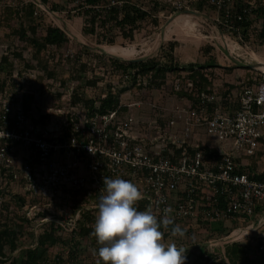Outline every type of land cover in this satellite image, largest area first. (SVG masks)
<instances>
[{"label":"built area","instance_id":"2783aa9c","mask_svg":"<svg viewBox=\"0 0 264 264\" xmlns=\"http://www.w3.org/2000/svg\"><path fill=\"white\" fill-rule=\"evenodd\" d=\"M186 1L175 0V8L185 9ZM198 1L217 11L216 23L223 26L221 35L226 44L241 45L244 26L257 1L262 0ZM238 3L243 7L239 9ZM227 35H236V41L229 42ZM261 70L257 82L244 87L237 104L224 107L218 104L215 93L203 92L201 105L195 107L190 102L188 107L177 109L162 129L147 132L140 130L138 121L126 114L122 105L94 115H89L84 105L82 109L73 107L63 124L54 129V120L44 123L42 113L33 106L25 107L23 96L4 100L0 103V223L6 222L2 214L11 198L8 184L20 182L23 195L10 200V208L18 205L21 220L27 219L22 225L29 224L26 233L18 235V242L23 243L19 249L38 250L41 236L53 231L58 245H48L42 262L85 264L86 256L98 257L95 252L100 245L92 232L105 187L103 179L122 178L143 193L137 208L151 209L158 219L171 218L183 231L187 225L206 226L211 233L215 223L222 222L225 227L236 224L225 234L207 236L199 251L208 257L199 260L231 264L227 246L243 240L264 260ZM192 87L189 79L174 83L176 91ZM210 103L217 104L213 111ZM201 131L212 142L196 138ZM18 147L28 151L21 165L15 155ZM170 229H162L167 243L173 242ZM184 248L193 250L194 245Z\"/></svg>","mask_w":264,"mask_h":264},{"label":"rangeland","instance_id":"374dc122","mask_svg":"<svg viewBox=\"0 0 264 264\" xmlns=\"http://www.w3.org/2000/svg\"><path fill=\"white\" fill-rule=\"evenodd\" d=\"M109 1L113 3L117 0ZM132 1L152 12V0ZM159 1L163 8L154 13L153 17H158L157 23L151 14L134 28L133 36L129 38L123 36L120 26L109 23L102 30L106 36L101 35V42L97 36L85 32L86 16L78 0H49L47 3L43 0H0V103L17 98V94L23 96V101L27 95L33 96L31 104L45 116L43 122L54 120L53 128L56 129L63 124L73 107L81 108L87 98H98L111 88L119 93L120 105L126 109V114L138 121L142 132L152 131V128L162 129L177 109L186 108L191 102L173 90L177 75H185L188 71L169 72L166 82L161 86L152 87L148 81H140L142 85L145 83L140 88L131 77L120 75L119 62L115 59L155 58L166 62L172 52L170 43L175 42L173 59L182 67L208 64L204 71L212 79L211 88L218 103L224 106L223 99L227 98L229 105L237 104L244 87L253 85L261 77L263 68L260 62L264 63V40L261 36L264 14L255 10L262 7L264 11V0L257 1V8L247 22L249 24H245L246 32L242 33L244 42L241 45L226 44L227 39L221 35L223 26L216 23L217 11L211 6H204V2L202 6L201 1L187 0L185 9L178 10L174 6L175 0ZM30 2L36 5V13L32 18L26 17L23 10ZM120 3L122 5L123 2ZM22 22L29 37L41 40L47 27L53 25L66 32L68 41L61 46L49 45L39 49L19 38L17 31ZM129 28L125 26L126 30ZM227 37L229 42H235L237 38L236 35ZM108 39L114 40V43L107 42ZM207 46L213 49L207 51ZM75 99L81 103H75ZM196 138L205 143L211 141L202 131ZM213 143L217 144V141L213 140ZM15 155L17 164L21 165L28 151L18 147ZM8 189L11 198L2 214V221L9 222L11 227L21 226L19 207L13 204L10 208V200L16 195H23L22 183L9 182ZM235 226L234 223L228 224L226 229ZM206 237L205 232H200L186 235L185 238L173 237V242L182 247L194 245L193 249L199 253ZM240 243L247 242L243 240ZM9 245L0 249V252L4 250L7 254V257L0 255V264H27L23 256L28 250L19 249L23 243H19L16 250H12ZM57 245L56 242L53 247ZM185 255V264L207 263L196 255ZM41 258H38L37 264H44ZM84 260L85 264H97L99 258L88 255Z\"/></svg>","mask_w":264,"mask_h":264},{"label":"trees","instance_id":"16d2710c","mask_svg":"<svg viewBox=\"0 0 264 264\" xmlns=\"http://www.w3.org/2000/svg\"><path fill=\"white\" fill-rule=\"evenodd\" d=\"M44 2H48L49 0H43ZM80 2V7L83 9V14L86 16V27L85 32L88 34H92L97 36L99 39L98 41H103V37L106 36L104 33L103 28L107 26L109 23L120 26L123 30V36L126 38L132 37L134 33V28H137L139 24L147 19L151 14L152 17L155 16V11H160L159 9L163 5L159 0H152V12L146 8H144L139 3H136L132 0H117L113 3L109 0H78ZM123 2L120 5V2ZM203 6V1L201 3ZM237 7L240 9L242 8V4L238 3ZM35 8L36 5L34 2L28 3L26 6L23 7L24 15L26 17L32 18L35 16ZM259 14H264L262 7H259L255 10ZM157 14V13H156ZM155 22H158V17L156 15ZM247 25L249 23H246ZM125 26H130L128 30L125 29ZM246 26V25H245ZM125 30V31H124ZM35 31V29H34ZM246 32V31H244ZM19 38L27 40L30 44L38 47L39 49H43L49 45H56L61 46L68 41V36L65 31H63L60 27L50 25L46 29V34L40 40L37 37H29L27 28L24 26V23L20 24L19 30L17 31ZM261 36L264 40V29L261 33ZM107 38V37H106ZM107 42L114 43V40L108 39ZM176 43H170V49H175ZM207 51L213 49L212 46H207L205 48ZM169 54V59L166 62L155 58H142V59H133L123 61L121 59H115V61L119 62L120 67V75L125 76L129 75V78L133 80L135 84L140 85L143 87L145 83H139L140 81H148V84L152 87L154 86H161L166 82L167 74L169 72H179L184 70L188 71L185 75H177L178 79L182 81V83H186L187 80H191L193 82V87L191 90L181 89L176 91L175 88L173 89L176 94L180 97H185L189 99L193 106H199L202 104L201 94L203 92H212V79L209 77L208 73L204 71V69L209 66L206 65H191L190 67H182L180 66L174 59L173 53ZM122 68V69H121ZM125 78V77H124ZM141 78V79H139ZM33 96L27 95L25 97L24 105L27 109L32 107L31 100ZM228 99H223V103L225 107H228ZM75 103L79 102V100L75 99ZM81 103V102H80ZM78 104V103H77ZM89 113V115L94 114H104L108 113L112 110L117 109L120 105V97L119 93L113 91L111 88L107 92H102L98 98L96 97H89L87 98L84 103H82ZM219 104V103H218ZM217 104H209V110L213 111ZM253 167H257V162H253ZM257 176V175H256ZM260 178V176H257ZM264 177V176H262ZM139 211L143 210V207L137 208ZM22 221H27V219H22ZM29 224L26 223L25 225L19 226L17 225L11 227L9 222H3L0 224V249H4L5 245L10 244L12 250H16L19 246L18 243V235L20 232L23 234L26 233L25 227ZM171 225L170 227H173ZM202 228V226H191L187 225L184 229V238L187 236H191L196 233L205 232L209 237L219 236L223 233V231H229L226 229L225 225L222 222L213 224L211 228V233H209L206 226ZM210 231V229H209ZM59 239L55 236V233L47 232L41 236V244L42 247L39 250L33 251L28 250L27 253L22 254L24 258L27 259V264H37L38 258H44L49 249V244H54L58 242ZM49 245V246H48ZM187 251L186 253L189 255L197 254V257L202 259L204 257H208V253L206 252H199L190 250L185 248ZM227 253L229 256V260L231 264H264V260L259 259L255 256V248L249 243H233L228 249ZM0 255L7 257L6 252L4 250L0 252ZM41 258V259H42ZM214 264H222L220 262H216Z\"/></svg>","mask_w":264,"mask_h":264},{"label":"clouds","instance_id":"9594fccd","mask_svg":"<svg viewBox=\"0 0 264 264\" xmlns=\"http://www.w3.org/2000/svg\"><path fill=\"white\" fill-rule=\"evenodd\" d=\"M104 190L98 199V214L92 235L100 245L99 260L103 264H185L186 249L164 240V230L173 225L168 217L158 219L151 209L139 211L143 193L130 180L103 179ZM172 237H183L176 224Z\"/></svg>","mask_w":264,"mask_h":264},{"label":"bare ground","instance_id":"6f19581e","mask_svg":"<svg viewBox=\"0 0 264 264\" xmlns=\"http://www.w3.org/2000/svg\"><path fill=\"white\" fill-rule=\"evenodd\" d=\"M261 63V68L264 69V63L263 62H260Z\"/></svg>","mask_w":264,"mask_h":264}]
</instances>
